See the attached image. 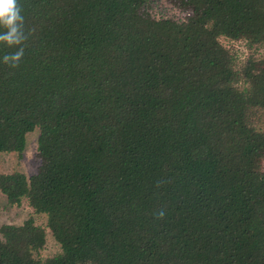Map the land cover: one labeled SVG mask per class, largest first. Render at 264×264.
Masks as SVG:
<instances>
[{"label":"trees","instance_id":"obj_1","mask_svg":"<svg viewBox=\"0 0 264 264\" xmlns=\"http://www.w3.org/2000/svg\"><path fill=\"white\" fill-rule=\"evenodd\" d=\"M168 1L185 21L151 0H18L30 35L19 68L0 62V153L39 130L41 165L0 192L60 252L40 257L29 218L0 228V264H264V0Z\"/></svg>","mask_w":264,"mask_h":264},{"label":"rangeland","instance_id":"obj_2","mask_svg":"<svg viewBox=\"0 0 264 264\" xmlns=\"http://www.w3.org/2000/svg\"><path fill=\"white\" fill-rule=\"evenodd\" d=\"M149 6L151 14L156 19L170 18L183 22L190 15V13L178 8L168 0H151ZM221 41L224 46L234 49L241 60L247 58L252 52L250 46L244 41L233 42L228 39H222ZM39 134V130H35L27 135L26 148L22 154L0 153V173L20 172L27 177L36 174L41 165V160L38 156ZM29 218H33L37 225L46 229V244L40 253V257L49 258L59 253L60 245L47 228V217L36 214L26 200L19 206L10 205L6 196L0 192V228L3 225H22Z\"/></svg>","mask_w":264,"mask_h":264},{"label":"clouds","instance_id":"obj_3","mask_svg":"<svg viewBox=\"0 0 264 264\" xmlns=\"http://www.w3.org/2000/svg\"><path fill=\"white\" fill-rule=\"evenodd\" d=\"M0 45L16 49L0 57V62L10 68H19L25 55V45L30 33L25 31V20L18 0H0ZM160 217L164 216L161 210Z\"/></svg>","mask_w":264,"mask_h":264}]
</instances>
